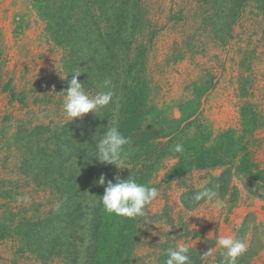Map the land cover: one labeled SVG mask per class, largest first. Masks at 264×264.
<instances>
[{
    "label": "rangeland",
    "instance_id": "1",
    "mask_svg": "<svg viewBox=\"0 0 264 264\" xmlns=\"http://www.w3.org/2000/svg\"><path fill=\"white\" fill-rule=\"evenodd\" d=\"M52 1L57 4L59 0ZM115 1L111 0L113 11L117 8ZM243 2L235 10L231 24L226 20V12H230V1L226 0H139L135 4L142 31L132 41L147 46L146 68L152 91L149 105L156 109V115L143 120L142 129H158L157 123H161L164 136L159 142L178 136L193 138L195 125L186 132L181 130L187 121L202 125L203 121L209 124L212 120L220 127V114L225 110L236 112L243 102L256 114L264 111V5L262 9L255 0ZM129 5L131 1L125 7ZM94 35L92 32L93 39ZM84 48L82 43L76 44L80 54L77 61L81 63L77 62V69L82 72L78 81L85 84L90 95H95L105 91L104 81L111 78L83 72L85 67L94 69L87 62V53H81ZM67 50L68 47L56 46L45 34V22L35 0H0V225L7 232L0 240V264H63L55 252L43 260L23 247L16 231L29 230L37 235L66 185L52 169L48 171L49 179H45L44 173L29 166L25 159L37 150L56 157L60 153L68 158L67 162L63 160L64 166L67 163L66 167L80 172L82 151L95 153L94 139L99 131L96 121L103 109L97 115L89 113L70 122L62 110V92L71 79L63 62ZM98 77L100 81L89 82ZM110 124L104 125L103 133ZM211 127L216 129L213 124ZM257 130L256 136L262 140L264 121ZM126 155L120 167L130 160V153ZM171 159L169 155L168 165ZM163 163L164 160L162 167L155 170L154 181L165 175ZM101 166L99 161L92 166L95 174L89 181L90 188L97 187ZM63 177L67 178V173ZM163 196L159 191L158 197ZM148 208L146 215L138 218L136 241L140 247L152 230L149 223L154 217ZM80 241L75 246L77 264L86 244ZM136 248L134 258L139 250ZM133 264L142 261L135 258Z\"/></svg>",
    "mask_w": 264,
    "mask_h": 264
},
{
    "label": "trees",
    "instance_id": "2",
    "mask_svg": "<svg viewBox=\"0 0 264 264\" xmlns=\"http://www.w3.org/2000/svg\"><path fill=\"white\" fill-rule=\"evenodd\" d=\"M35 1L39 16L45 22V34L56 46L68 47L67 55L63 58L65 72H69L71 77L78 70L77 57L80 54L76 51V44L82 43L85 48L81 53H87L91 59L88 58L87 62H91L94 67L93 70L85 67L83 72L109 75L114 86L111 88L114 93L113 103L97 117L99 131L94 140H99L107 122L118 126L130 141L126 148V153H130V160L125 162V168L100 163L101 170L99 176L96 175L98 179L103 174L107 180L115 183V177L121 180L131 177L138 183L150 186L151 175L163 158L171 153H174L177 162L167 174V181L184 177L193 168L204 169L227 164L237 140H241L243 135L236 140L232 132H226L212 146L206 147L210 138L198 122H187L181 127L186 132L195 125L193 138L172 137L165 143L158 141L164 136V126L161 123H157L158 129H142L143 120L148 115H156V109L149 105L152 91L147 77V46L143 43L135 45L132 41L133 36L142 31L137 18L138 6L135 5L139 0H116L117 8L114 11L111 0H59L57 4L52 0ZM128 1L132 5L125 7ZM226 1H230V12H226V20L231 24L236 17L235 10L241 8L244 2ZM255 2L260 7L264 5V0ZM63 3L66 6L61 5ZM226 4L224 9L227 8ZM101 23L104 25L101 26ZM92 32L95 34L94 39L91 37ZM153 35L154 33L149 36L150 41ZM71 64L72 69L69 68ZM99 79L101 78H91L89 82L94 83ZM241 112L246 125H250L255 116L250 106L244 107ZM110 114L112 118H108ZM177 144L183 146L182 153L174 151ZM56 147L57 150L60 149L58 144ZM45 152L42 154L37 150L34 156L24 161L29 166L37 167L39 173H44L45 179H49L48 171L51 172L52 169V173L66 185L58 193L55 210L45 219L37 235L29 230L16 231L20 244L43 260L55 252L63 264H77L74 258L75 254L78 257L75 246L81 240L80 244H86L79 264H133L139 219L118 217L103 210L99 200L104 194V188L97 183V187H89L91 176L95 174L92 166L98 162L95 156L83 150L79 161L83 170L78 172L75 167H66L67 163L64 166L63 160L68 161L66 156L62 157L59 153L56 157L53 153ZM23 170L26 172L25 168ZM64 173H67L65 179ZM49 183L51 182L47 184ZM6 233L5 228L0 225V240H4Z\"/></svg>",
    "mask_w": 264,
    "mask_h": 264
},
{
    "label": "crops",
    "instance_id": "3",
    "mask_svg": "<svg viewBox=\"0 0 264 264\" xmlns=\"http://www.w3.org/2000/svg\"><path fill=\"white\" fill-rule=\"evenodd\" d=\"M243 103L236 112L225 110L220 114V127L212 120L202 124L210 138L206 147L226 132H232L236 140L243 135L237 140L227 164L193 168L184 177L167 181V174L177 162L171 153L169 165V155L163 158V178L154 181L156 173L152 174L149 185L164 196L158 197L147 209L154 219L149 223L152 230L142 242L143 247L136 248L139 250L135 258L142 264H165L166 250L181 242L189 245L193 264H224L222 250L216 244L218 236L224 235L245 240L249 245L237 264H264V134L262 140L256 136L259 123L262 125L264 121V111L256 114L252 110L254 120L246 125L241 112L246 107ZM204 187L218 193L222 207L215 201L202 206L192 202V197ZM209 250L210 255L202 256Z\"/></svg>",
    "mask_w": 264,
    "mask_h": 264
},
{
    "label": "clouds",
    "instance_id": "4",
    "mask_svg": "<svg viewBox=\"0 0 264 264\" xmlns=\"http://www.w3.org/2000/svg\"><path fill=\"white\" fill-rule=\"evenodd\" d=\"M81 75L80 70L74 71L67 90L62 92V110L68 122L81 119L89 113L97 115L100 110L113 103L114 93L111 90V80H105L103 84L104 88L109 89L108 91H99L95 95H90L85 90V84L78 81ZM129 143V139L120 131L118 126H107L106 131L97 141L94 153L95 160L101 164L125 168L120 167V165ZM174 151L182 153L183 146L177 144ZM114 179L115 183L112 180H107L102 174L96 181L99 186L104 188V194L99 200L103 210L108 214L128 219L144 217L147 206L158 198V189L154 186L138 183L131 177L126 180H121L119 177ZM213 201L218 206H223L218 199V193L213 188L208 187H204L192 197V202L201 206ZM216 244L222 250L224 264H237V259L246 254L249 247L245 240L232 235L218 236ZM189 251V245L183 242L177 243L174 247H169L166 250L165 264H193ZM210 254L209 250L202 256Z\"/></svg>",
    "mask_w": 264,
    "mask_h": 264
}]
</instances>
